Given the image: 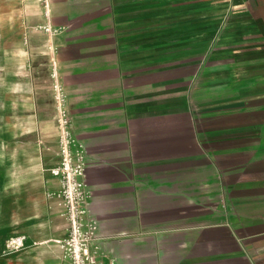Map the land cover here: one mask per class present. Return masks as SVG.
I'll return each mask as SVG.
<instances>
[{
    "label": "crops",
    "instance_id": "obj_1",
    "mask_svg": "<svg viewBox=\"0 0 264 264\" xmlns=\"http://www.w3.org/2000/svg\"><path fill=\"white\" fill-rule=\"evenodd\" d=\"M49 4L0 0V264H64L50 55L102 264H264V0Z\"/></svg>",
    "mask_w": 264,
    "mask_h": 264
},
{
    "label": "built area",
    "instance_id": "obj_2",
    "mask_svg": "<svg viewBox=\"0 0 264 264\" xmlns=\"http://www.w3.org/2000/svg\"><path fill=\"white\" fill-rule=\"evenodd\" d=\"M48 21L40 26L45 33L55 32L50 22V0H39ZM53 103L56 112L57 161L50 174L59 188L49 193L54 198L59 214L66 222V233L57 241L64 264H102L97 254L102 236L97 220L91 213V195L86 183V148L73 131L67 108V94L58 82L53 68ZM8 246L20 249L24 236L10 238Z\"/></svg>",
    "mask_w": 264,
    "mask_h": 264
},
{
    "label": "rangeland",
    "instance_id": "obj_3",
    "mask_svg": "<svg viewBox=\"0 0 264 264\" xmlns=\"http://www.w3.org/2000/svg\"><path fill=\"white\" fill-rule=\"evenodd\" d=\"M51 58H52V56L50 55L49 56V60H48V63H47V65L45 66V69H41L40 71H36L37 72V74H40V76H41V81H42V84H41V86H42V88L44 89V91L46 92V94H47V97L49 96L50 98H51V100H52V102H53V92H52V84H53V82H54V77H52V74H53V68H54V65H53V61H51ZM183 102H182V104L183 103H185V100H184V98H183V100H182ZM54 107H53V103H52V109H53ZM54 112V111H53ZM51 114H52V112L51 111H49V115L51 116ZM54 115H55V112H54ZM56 161H57V159L54 157V155H52V153H51V155L49 154V160H48V162H49V164H48V171L50 170V168H52L53 167V165L56 163ZM49 173H50V171H49ZM18 237L19 235H13V236H9V237H7V238H5L4 240H3V247H6L5 248V250L7 251V249H9L8 248V241L10 240V238L11 237ZM9 239V240H8ZM10 249H12V248H10ZM16 250H18V249H16Z\"/></svg>",
    "mask_w": 264,
    "mask_h": 264
}]
</instances>
